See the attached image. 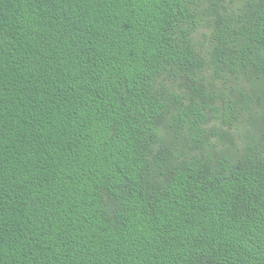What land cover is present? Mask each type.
I'll return each mask as SVG.
<instances>
[{"label": "trees", "instance_id": "obj_1", "mask_svg": "<svg viewBox=\"0 0 264 264\" xmlns=\"http://www.w3.org/2000/svg\"><path fill=\"white\" fill-rule=\"evenodd\" d=\"M0 264H264V0H0Z\"/></svg>", "mask_w": 264, "mask_h": 264}]
</instances>
